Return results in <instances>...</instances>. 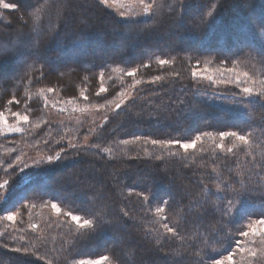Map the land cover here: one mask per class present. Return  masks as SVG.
<instances>
[{
	"label": "trees",
	"instance_id": "obj_1",
	"mask_svg": "<svg viewBox=\"0 0 264 264\" xmlns=\"http://www.w3.org/2000/svg\"><path fill=\"white\" fill-rule=\"evenodd\" d=\"M4 2L16 7L0 9V264H214L229 251L264 264V239L237 227L264 218V158L219 135L264 136V103L239 113L207 101L238 96L223 78L264 82V0H155L126 17L100 0ZM79 108L102 119L52 116ZM197 136L187 151L151 143ZM15 208L18 223L1 219Z\"/></svg>",
	"mask_w": 264,
	"mask_h": 264
},
{
	"label": "rangeland",
	"instance_id": "obj_2",
	"mask_svg": "<svg viewBox=\"0 0 264 264\" xmlns=\"http://www.w3.org/2000/svg\"><path fill=\"white\" fill-rule=\"evenodd\" d=\"M146 3H148L147 0H146ZM104 5L107 6L108 8H110L111 10H113L119 17H126L127 15L129 16V15L148 14V13L144 12L143 5L139 4L138 0H109L108 4H104ZM1 8H3V7L0 6V9ZM251 51L252 50H250V52ZM219 83L221 84V86H225L228 88L234 87L235 89H238L237 91H239V94H237L238 96H228L227 94H220V95L219 94H211V95H208L207 101L211 104H214L218 107H221V108H224V109H227L230 111H237L239 113H248L249 108L251 109V108L255 107V104L252 103L254 101V99H255L254 102H263L264 103V99L261 98L264 96L257 97L255 95V93L264 92V82L261 85H257L253 80H250L248 76H245V78H240L238 82H236V81L231 82L228 79L226 82V78H223L222 81ZM245 87L252 88L254 95L249 96V95L245 94L243 92V88H245ZM232 95H236V94H232ZM66 106L67 105H64L63 108H65ZM67 113L68 112L66 111L65 114H67ZM101 114H102V112L99 109H95V108L82 109V108H79V109H77L76 114L69 113L67 115H61V116L52 115V116L54 119L58 118V117H62V118L70 117V118H73V121H83V122L88 121V123H89V122H93V121H100L102 119ZM75 115H76V117L74 118L73 116H75ZM16 121L18 123L22 122L21 120H16ZM2 123H3V125L6 124L4 122V119H3ZM12 127H13L12 129L19 128V126L17 124L12 125ZM261 130H263V128ZM263 132H264V130H263ZM247 138H248L247 144H244L242 142L244 145L243 148L245 149L242 153L245 155V157H248V159H251V163H254V161L255 160L257 161L259 158H264V136L261 135V137H259V138H251V137L247 136ZM260 146H262V147H260ZM256 152H258V153H256ZM66 173L67 172H65L64 175H67ZM39 181H37V182H39ZM249 181H250V179L247 180V183L244 182L243 183L244 186H247ZM239 182L242 183L241 180ZM214 210L216 211V213H218L216 208ZM51 212H52V208L50 209V211L45 210V214H48ZM9 214H15V219L13 221H9L7 219V216ZM216 215H218V218H220V219L225 217V216H223V214L222 215L216 214ZM24 216H25V214L23 212H21L18 208H15L14 210H11L8 213L3 214L1 216V219L5 220L6 222H9L11 224H16V223H18L17 220L23 219ZM231 217H232V215H230V218ZM261 217H263V216H261ZM227 219H229V217ZM250 219L248 217H246L244 219V221L247 223L238 222L237 227H238L239 231H248L249 235L251 236L249 239L253 242L264 239V233H262L260 236H257V237L252 235L249 226L254 222L249 223ZM233 223H236V222L234 221ZM256 226H258V231L262 227L260 225H256ZM219 232H220V230H219ZM224 241H225V239H224ZM243 249H244L243 251H240V255H244L245 250H247V248H243ZM257 256H258V253H257ZM260 256L264 257V254H262ZM233 260H234V264H235L234 256H233Z\"/></svg>",
	"mask_w": 264,
	"mask_h": 264
},
{
	"label": "snow or ice",
	"instance_id": "obj_3",
	"mask_svg": "<svg viewBox=\"0 0 264 264\" xmlns=\"http://www.w3.org/2000/svg\"><path fill=\"white\" fill-rule=\"evenodd\" d=\"M101 3L103 4H108L109 0H100ZM139 4L143 5V10L145 13H151L152 11V7L153 4L155 3V0H151V2L146 3V0H138ZM0 6H2L4 9H10V8H15L16 5L15 4H11V3H6L4 2V0H0ZM211 15V14H210ZM264 30V29H262ZM159 64L164 65L166 63H168V61L166 60H159L158 61ZM128 75L132 76L135 75V71L129 72ZM245 76H247V73H245ZM156 79H160V77H156ZM209 80H211V77L208 78ZM49 92H52L53 89H48ZM105 91V89L103 87H101L100 92ZM243 92L249 96L254 95L253 93V89L249 88V87H245L243 88ZM97 95H99V93H97ZM255 95L257 97L259 96H264V92L262 93H255ZM85 99H87V97H85ZM13 103V101H9V104ZM15 103H19V101H15ZM117 108L120 107L119 104L116 105ZM14 116L19 117V119L23 120L24 122L28 121V116L27 115H23L21 116L20 113H13ZM0 118H3L2 113H0ZM4 122L7 123V119L4 118ZM13 131H20L19 128H14V129H10ZM221 139H224L225 137H236L237 139H239L240 141H242L244 144L248 143V138L246 135H240L237 132H221L220 134ZM139 139V138H137ZM200 140V136H197L195 138V140H192L190 143H183L181 141L178 140H173V141H167V142H161V141H157V140H152L151 143L153 145L159 144V143H167L169 145H179L181 148H183L185 151H187L190 148H194L197 141ZM124 143H129L128 141H124ZM218 147H223V145H218ZM104 151H108V149H104ZM229 151H231V149H229ZM58 159V157H56ZM49 161H51L53 159V157H49L48 158ZM5 187V185L0 184V188ZM166 203V202H165ZM52 208L55 209L57 212L60 211V209L57 207L56 204H52ZM157 213H161L164 211V209L162 207L157 208L156 209ZM67 215H69L72 219V221H74L78 228L81 229H93L95 227V224L92 220L89 219H82L80 216L77 215H73L71 212L67 213ZM125 215H127L125 213ZM7 219L9 221H13L15 219V214H9L7 216ZM166 219V217H165ZM261 225L262 227L259 229V231L256 228V225ZM35 227V226H34ZM163 227L165 228L167 233H172L173 235H176V229L173 227H169L168 224H164ZM250 230L253 236H260L262 233H264V218H261L257 221H255L254 223H252L250 226ZM240 235L244 236V237H248L249 236V232L248 231H241ZM240 251H243V248L239 249ZM19 251V249L17 250ZM250 255L252 257H255L257 255V253L255 251H251L250 250ZM233 256L234 254L229 251V254L224 257L223 259H216L214 260V264H234V260H233ZM109 257L108 256H101L99 259L96 260H80L78 262V264H103V262L108 261Z\"/></svg>",
	"mask_w": 264,
	"mask_h": 264
}]
</instances>
